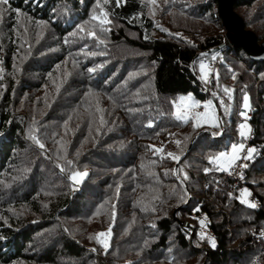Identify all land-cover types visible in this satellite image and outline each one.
<instances>
[{
	"label": "trees",
	"instance_id": "16d2710c",
	"mask_svg": "<svg viewBox=\"0 0 264 264\" xmlns=\"http://www.w3.org/2000/svg\"><path fill=\"white\" fill-rule=\"evenodd\" d=\"M3 8L0 264H96L91 249L108 264H264L252 235L264 231V62L225 48L203 79L225 42L215 0ZM233 8L264 42V0ZM102 12L108 23L92 19ZM160 95L211 101L223 122L178 120ZM245 96L255 151L243 185L257 208L212 159L246 141Z\"/></svg>",
	"mask_w": 264,
	"mask_h": 264
},
{
	"label": "rangeland",
	"instance_id": "374dc122",
	"mask_svg": "<svg viewBox=\"0 0 264 264\" xmlns=\"http://www.w3.org/2000/svg\"><path fill=\"white\" fill-rule=\"evenodd\" d=\"M210 69L213 70L215 68L208 67L206 71L202 72L201 68L199 66V72L206 82L209 81L208 76L210 73ZM214 76H216L215 70H214ZM159 99H160L161 103L163 104V107L165 110L172 113L174 116H176L177 112H180L185 117V119H183L181 121L187 122V121L191 120L195 127H201V126H210L211 127V126H216V125L219 126L223 122V118L221 117V113H220V109H219L220 107H216L211 102L210 108H206L205 105H207L209 102L207 100L203 101V102L198 101L192 95L183 96V97L182 96L170 97V96L160 95ZM222 106H223V104H221V107ZM213 117H215V118L213 119ZM237 124H238V122H237ZM238 127L240 128L239 124H238ZM243 131H245V133H246L245 136H247L249 133V129L247 127H244ZM240 132H241V128H240ZM233 145L234 144H231L230 148L227 150L228 151V152H226L228 154L227 156H225L224 158H222L220 160H217L218 164H220L221 167L225 170H227L229 168V166H231L233 164L232 163L231 165H229V163H228V159L232 153V146ZM237 146H239V145H237ZM156 149H159V148H156ZM77 178L79 179L80 177H77ZM91 250L95 254V263L96 264H108V261H107L105 254L103 252H100V253L96 252L95 253L93 251V249H91Z\"/></svg>",
	"mask_w": 264,
	"mask_h": 264
},
{
	"label": "water",
	"instance_id": "95a60500",
	"mask_svg": "<svg viewBox=\"0 0 264 264\" xmlns=\"http://www.w3.org/2000/svg\"><path fill=\"white\" fill-rule=\"evenodd\" d=\"M236 0H215L217 14L225 28V42L212 53L225 48L242 50L253 62H264V42L258 43L255 34L244 28L243 19L234 11Z\"/></svg>",
	"mask_w": 264,
	"mask_h": 264
},
{
	"label": "built area",
	"instance_id": "2783aa9c",
	"mask_svg": "<svg viewBox=\"0 0 264 264\" xmlns=\"http://www.w3.org/2000/svg\"><path fill=\"white\" fill-rule=\"evenodd\" d=\"M216 56L215 59H213V56ZM222 62V55L221 53L217 52L212 55L211 60L209 62H204L203 64L206 65L207 70L208 67L216 68L220 63ZM208 92L212 93L214 91V87L212 85H208ZM243 114V115H242ZM251 118V113L248 108L243 107L240 110L239 118H238V124L244 125L249 129V133L246 136V141H244L241 145H243L242 150L238 153V159H236L231 166L227 169V175L234 181V185L237 188L239 192L247 193V195H242L243 201H245V204L249 206V204H255V208L259 207V202L255 198V196L249 192L246 188H244V179L246 174V167L249 162L252 161V153L249 157V149H252L251 147V130L249 128V119ZM249 157V158H246ZM264 234V231H252V235L254 238V242H256L258 237L262 236Z\"/></svg>",
	"mask_w": 264,
	"mask_h": 264
},
{
	"label": "snow or ice",
	"instance_id": "6c2138e0",
	"mask_svg": "<svg viewBox=\"0 0 264 264\" xmlns=\"http://www.w3.org/2000/svg\"><path fill=\"white\" fill-rule=\"evenodd\" d=\"M106 2H107V0H106ZM8 4H9V0H0V6H7ZM98 6H99V5H98ZM3 11H7V8H3L2 10H0V16H2ZM103 17H104V13L102 12L100 17H97V16L94 14L93 17H92V19H94V20L99 19L101 24L108 23L109 21H107V20H106L105 18H103ZM101 30L103 31L104 29H101ZM215 58H216V57L213 56V59H215ZM200 68H201V71L203 72V71L206 69V65L203 64V63H201V64H200ZM89 71H92V69H89ZM224 91H225V92H229L228 89H224ZM213 95H215V94H213ZM210 106H211V101H209L208 104L205 105L206 108H210ZM244 107H245V108H248V107H249V104H248V97H247V96L244 97ZM205 115H206V114H205ZM242 115H243V114H242ZM176 118H177L178 120H183V119H185V117H184L180 112H177V114H176ZM214 118H215V117H213V119H214ZM244 127H245L244 125H241V126H240V128H241L240 135H241V136L246 135L245 131H243ZM41 147H43V145H41ZM242 148H243V145H239V146H237V145H233V146H232V153H231V155H230V157H229V159H228V163H229V165H231L236 159L239 158V157H238V153H239L240 150H242ZM254 151H255L254 149H249V157H250L251 153L254 152ZM169 155H172V154L170 153ZM227 155H228L227 153H220V155H219L218 157H215V158H212V159L220 160V159L224 158V157L227 156ZM249 157H246V158H249ZM81 175H82V174L77 173L76 175H74V176L72 177V179H73V180H77V177H80ZM83 175H87V174L85 173V174H83ZM185 178H186V177H185ZM242 195H247V193H246V192H245V193H242ZM242 202H245V201H242ZM249 206H250V207H255L256 205H255V204H249ZM110 232H111V229H109V232L107 233V235L110 236ZM105 235H106V233H99V234H98V237H102V236H105ZM262 235H264V234H262ZM212 246L215 247V244L213 243ZM105 250H107V245H106V244H105ZM93 251H95V249H93Z\"/></svg>",
	"mask_w": 264,
	"mask_h": 264
},
{
	"label": "crops",
	"instance_id": "0c3cea01",
	"mask_svg": "<svg viewBox=\"0 0 264 264\" xmlns=\"http://www.w3.org/2000/svg\"><path fill=\"white\" fill-rule=\"evenodd\" d=\"M186 96H190V95H186ZM183 97V96H182Z\"/></svg>",
	"mask_w": 264,
	"mask_h": 264
}]
</instances>
